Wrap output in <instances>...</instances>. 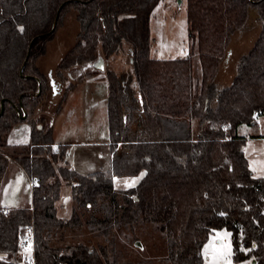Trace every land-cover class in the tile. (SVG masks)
Segmentation results:
<instances>
[{
  "label": "trees",
  "instance_id": "obj_1",
  "mask_svg": "<svg viewBox=\"0 0 264 264\" xmlns=\"http://www.w3.org/2000/svg\"><path fill=\"white\" fill-rule=\"evenodd\" d=\"M159 1L0 0V177L12 159L33 183L31 208L0 206V264H23L18 244L27 226L35 232L38 264H129L118 258L112 228L139 221L164 235L171 264H203L204 243L217 230L227 232L232 260L264 264V175L253 173L243 149L246 136L238 132L245 124L256 127L264 114V0H187L199 85L190 57L150 55V14ZM70 11L79 23L77 39L44 70L41 60ZM254 26L258 31L236 57L230 81L219 86L215 77L230 61V43ZM102 54L111 167L80 173L56 164L69 143L54 146L51 123L38 128L32 118L44 102L47 113L59 112L68 90L97 73L81 75L53 95L50 68L58 82L64 69L94 66ZM18 124L29 126L27 141L11 140ZM142 171L136 184L121 189L120 203L115 175ZM62 180L72 184L76 202L67 218L57 214ZM102 194L110 198L86 224L106 242H50L51 228L80 225L77 206L97 204Z\"/></svg>",
  "mask_w": 264,
  "mask_h": 264
},
{
  "label": "rangeland",
  "instance_id": "obj_2",
  "mask_svg": "<svg viewBox=\"0 0 264 264\" xmlns=\"http://www.w3.org/2000/svg\"><path fill=\"white\" fill-rule=\"evenodd\" d=\"M186 7L187 0H160L159 4L152 10L149 22L151 57L176 58L178 54L185 52L184 49L186 45H188L190 49L189 51L198 49L196 47L195 34L189 31ZM62 19L60 26L55 32L54 39L61 40L66 35L73 36L71 38H69V36L67 39V45L70 46L77 39V34L75 33L76 19L74 17V12L70 11L66 13ZM257 31V26H254L250 30L243 32L240 37H234V41L230 43L229 56H231V58L227 63V83L230 81L229 79L234 73L236 57H238L243 50L248 48ZM102 56L105 60L103 54ZM92 69L94 68H91L89 64L81 63L68 69H64L62 75L57 77V80L60 86H63L67 82L75 83L81 75L85 76L88 72H94ZM195 72L196 73L193 76L195 79H193V81L196 85H199L201 73L197 72L196 69ZM221 73H223L222 69L219 70L215 77V80L217 79L219 82V86H222V84L225 83L223 74ZM106 82V78H103V80H97L96 84L99 87L104 85L106 88ZM70 90L71 89L67 92V98L65 97L63 100L61 106V108L63 107L62 112L56 117L54 123V138L57 140H63L66 135H70L73 140L101 137L102 134L100 132L103 131L106 124L105 100L102 98V93L92 92V86L90 84H85V82L80 84L75 91L71 90V92ZM37 92H34L33 95H38ZM43 99L44 98H42V100ZM47 105L45 102L40 104L33 114L32 119H34L38 128H42V125H47L49 122L51 123V113L49 111L47 113L45 110L47 109ZM39 115L45 118L44 121L43 119L40 120L41 118H39ZM21 116L25 117V112H23ZM257 121L258 124L256 127L246 124L245 126L240 127V133L245 135L247 132H256L260 135V137L257 138H252L249 135L251 139H248L244 143L243 149L244 153L246 152L249 158L253 173L255 175H264V114L258 116ZM28 129L29 126L27 124L16 125L10 134L11 140L13 142L27 141L29 139ZM67 158L69 159V156ZM58 163L61 165L66 164H63L64 159H61ZM3 174L0 177V182L4 185L3 187H8L10 184L9 182L7 183V181L5 182ZM142 175L143 171L138 174L115 175L112 181L114 183L115 197L118 198L120 203L123 200L121 189L132 187V185L139 181ZM61 182V191L57 202V214L61 217L67 218L70 216L72 206L76 202L72 198V184L63 180ZM109 196L110 195H99L97 204L87 203L77 206L79 215H81L82 223L75 226L73 229L70 227L63 230L55 227L51 228L50 242L61 245L68 242L77 243L79 241L83 243L85 242L88 245H92L100 240L106 242L107 240L104 235L100 234V236H96L88 229L86 220L90 216V213L99 215L98 208L100 202L103 200L107 201L110 198ZM112 230L120 261L128 262L129 264H171L169 261L165 260L167 254L166 239L153 223L139 221L133 223V226L116 225ZM25 231H27V228L23 229L22 233ZM136 239L140 241L141 245L134 243ZM202 252L204 260L203 264H255L252 259L243 262H236L231 259L232 245L228 236L226 239L219 241L217 237L214 238L211 235L204 243Z\"/></svg>",
  "mask_w": 264,
  "mask_h": 264
},
{
  "label": "crops",
  "instance_id": "obj_3",
  "mask_svg": "<svg viewBox=\"0 0 264 264\" xmlns=\"http://www.w3.org/2000/svg\"><path fill=\"white\" fill-rule=\"evenodd\" d=\"M75 29H76L75 33L77 34L78 29H79V23L77 21H76ZM66 36L64 38H62L61 40L53 39L54 41L52 40L49 43L46 55L41 60L42 69L45 70L46 67H48L50 64H53L54 62H56L57 59L59 58V56L62 54V51L68 46L67 45L68 44L67 39L70 35L69 36L66 35ZM71 37H73V36H70L69 38H71ZM149 50H150V48H149ZM184 50H185V52L182 54H178L176 58H167V59H177V58L189 56V57H191V60H192L193 76L196 73L195 69L197 70V72L201 73V65L199 63V57H198L197 50L195 49L194 51H189L190 49H189L188 45H186ZM191 53H193V54H191ZM229 53H230V49H229L228 56H227V59L225 62H227V60H228ZM161 58H159V59H161ZM195 64L197 65V67ZM227 66H228V64H226L225 67H222L223 73H221V74H223V77L225 80V83L222 84V86L226 85V83H227L226 82V78H228V76L226 77ZM92 67L94 68V69H92V71H95V70L97 71L96 75L94 77L85 78V79L81 80L80 82L76 83L75 84L76 86L74 88H72L71 90L75 91L78 88V86H80V84L85 82V84H90L92 86V88H93L92 92H101L102 93V96H103L102 98H104L103 100H105L104 105H105V109H106L105 128L103 129V131L100 132L102 134V136L98 137V138H92L91 137V138H82L81 140H73V139H71L70 135H66L65 138H63V140H57L54 138V123L56 121L57 115L62 112L63 107L59 110V112L52 113L50 115L51 125H52V134H53V145L63 144L65 142L69 143V146L67 148L68 149L67 152L65 153V155L63 157H61L59 160H57L56 164H59L58 162L61 159H64L63 164L66 163L65 166L66 165L71 166L72 168L76 169L80 173H90L93 171H98V169H107V168L111 167V165H110V163H111V148H110V138H109V133H108V117H107V102H108L107 98H108L109 89H108L107 82H106V84H107L106 88L104 85L99 87L96 84L97 80H99V79L103 80V78H105L104 72L106 71V67H105L104 58H103L104 69L99 68V66L97 64L94 66H91V68ZM229 77H230V75H229ZM193 79H195V78L193 77ZM216 81H217V83H219L217 79H216ZM66 96H67V94H66ZM196 128H197V120L196 119L190 120V130L192 131L193 134H195ZM240 130L241 129L239 128V130H238L239 134L243 135L240 133ZM253 134H257V133L256 132L255 133L247 132V134L244 135V136H246L245 142L248 139H251V137L249 135H253ZM252 138H256V137H252ZM245 155L247 156L246 152H245ZM68 156H69V159L67 158ZM247 159L249 161L248 156H247ZM249 165H250V161H249ZM250 167H251V165H250ZM251 169H252V167H251ZM252 171H253V169H252ZM3 176L5 179V182L6 181H7V183L9 182L10 185H8V187H3L4 185H2L0 182V184H1L0 185V206L10 207V208H17V207L31 208L33 205V200H32L33 183H30L31 180L28 177V175L26 174L23 167H21L17 161L9 159L7 164H6ZM262 176H263V174H262ZM212 236L214 238L217 237L218 240L220 241V240L226 239L228 234L225 231L217 230V231H215L214 234H212Z\"/></svg>",
  "mask_w": 264,
  "mask_h": 264
},
{
  "label": "built area",
  "instance_id": "obj_4",
  "mask_svg": "<svg viewBox=\"0 0 264 264\" xmlns=\"http://www.w3.org/2000/svg\"><path fill=\"white\" fill-rule=\"evenodd\" d=\"M32 183V182H30ZM27 231L21 234L18 249L23 264H38L35 256V232L32 226H27Z\"/></svg>",
  "mask_w": 264,
  "mask_h": 264
},
{
  "label": "water",
  "instance_id": "obj_5",
  "mask_svg": "<svg viewBox=\"0 0 264 264\" xmlns=\"http://www.w3.org/2000/svg\"><path fill=\"white\" fill-rule=\"evenodd\" d=\"M55 19H56V17H55ZM54 28H55V23H54V26L52 27V30ZM96 64L99 66V68L104 69V67H103V57L102 56L98 57V59L95 61V65ZM48 76H49V84L51 85L52 91H53L52 93H53V95H56V94H58L60 92V85L58 84V82H56L55 78L53 77L52 69L49 70ZM40 89L41 88H39L37 93L40 92ZM0 103H1V108H0V114H1L3 109H4L3 100H1ZM134 243L137 244V245H141V243H140V241L138 239H136L134 241ZM252 261L255 262V259L252 258Z\"/></svg>",
  "mask_w": 264,
  "mask_h": 264
}]
</instances>
